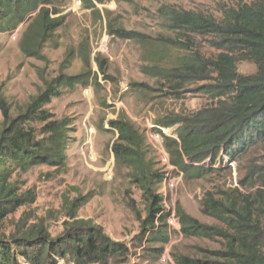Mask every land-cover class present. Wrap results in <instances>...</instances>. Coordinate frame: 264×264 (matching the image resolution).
Wrapping results in <instances>:
<instances>
[{
  "label": "trees",
  "instance_id": "obj_1",
  "mask_svg": "<svg viewBox=\"0 0 264 264\" xmlns=\"http://www.w3.org/2000/svg\"><path fill=\"white\" fill-rule=\"evenodd\" d=\"M67 0H0V34H9L20 26V51L27 58L41 59V51L64 24L61 15ZM84 9L111 0H79ZM220 18L201 12L168 8L162 13L164 27L177 39L162 40L163 50L169 48L192 51L179 58L176 65L148 68L153 77L161 78L175 94L186 85L205 83L199 90L215 100L190 114H175L156 120L155 127L171 129L175 139L164 137V148L170 165L183 174L186 181L202 179L208 174L230 170L252 149H264V0L221 7ZM122 40H138L140 36L122 29L112 31ZM206 38L214 53L203 55L195 48V39ZM71 52L64 59L69 65ZM84 64L89 67V59ZM100 74L102 63L95 59ZM255 65L252 75L242 76L237 64ZM93 75V77H92ZM96 82L88 68L76 76L59 74L15 117L0 100V229L9 215L26 201L33 202L30 192L17 193L11 181L14 172H25L37 166L62 168L66 162V145L70 137L69 119H53L45 111L60 90L87 87ZM30 122L42 124L37 131ZM116 133L112 145L115 163L128 170V178L142 194L144 217H138V242L168 243L167 220L170 212L163 208L158 192L165 173L154 170L147 159L148 146L143 134L123 115L109 121ZM176 127L175 129H173ZM158 132L160 130L155 128ZM161 133V132H160ZM219 165V168H213ZM240 188L205 192L199 212L216 225L202 224L187 215L179 206L175 217L184 239L208 241L218 248L196 247V256L172 254L175 264H264V160L249 165ZM76 202V201H75ZM72 208L71 212H75ZM64 223L62 233L52 238L40 224L13 233L0 230V264H125L130 249L114 242L103 230L89 221ZM163 248H147L150 258H157Z\"/></svg>",
  "mask_w": 264,
  "mask_h": 264
},
{
  "label": "rangeland",
  "instance_id": "obj_2",
  "mask_svg": "<svg viewBox=\"0 0 264 264\" xmlns=\"http://www.w3.org/2000/svg\"><path fill=\"white\" fill-rule=\"evenodd\" d=\"M255 1L111 0L84 9L79 0H67L61 13L64 24L44 45L41 59L22 55L19 43L23 26L9 34H0V100L9 107L12 117L24 111L30 99L43 90L44 83L59 74L76 76L89 68L96 75V82H90L87 87L78 85L73 90H60V95L45 107L53 119L70 120L73 131L67 140L65 166L44 165L14 172L11 181L17 193L30 192L26 199L34 197V200L26 201L25 206L9 215L0 230L8 234L16 231L17 226L25 230L40 224L55 238L62 233L64 223L71 222L69 215L74 212L71 209L76 208V220L91 222L114 242L129 247L125 264H175L172 254L196 256L197 246L218 248L208 241L184 239L170 224H167L171 227L168 226V243L163 246L138 242V217H144L145 204L141 192L130 182L128 170L115 163L111 148L117 136L108 122L123 115L144 135L147 159L154 170L166 175V183L158 191L166 211L175 214L179 206L200 223L216 225L199 212L203 194L217 189H241L238 182L244 179L249 165L263 162L264 149H252L238 163L229 164V171L186 181L174 167L160 162L152 136L158 132L154 129L156 120L196 112L215 100L199 90L205 83L186 85L173 94L161 78L153 77L147 70L154 65L170 68L192 52L173 48L166 49L165 54L162 52L163 39L178 40L175 33L163 26L162 13L168 8L201 12L219 19L221 7ZM116 29L140 37L135 41L122 40L113 35ZM193 50L205 56L214 53L206 38H196ZM70 52L68 65L64 59ZM85 58L89 59V67L84 64ZM96 58L104 62V75L98 71ZM236 67L242 76L255 72V65L250 62H240ZM2 119L0 111V122ZM28 125L37 131L42 126L39 122ZM157 247L163 248L162 253L150 258L147 248ZM57 264L68 263L59 259Z\"/></svg>",
  "mask_w": 264,
  "mask_h": 264
},
{
  "label": "built area",
  "instance_id": "obj_3",
  "mask_svg": "<svg viewBox=\"0 0 264 264\" xmlns=\"http://www.w3.org/2000/svg\"><path fill=\"white\" fill-rule=\"evenodd\" d=\"M155 128H158L160 130V132H161V133L160 132H154L153 135H152L155 143L157 144V146H155V148H156L158 157L160 159V162L162 164H164V165H170L169 155H168V153L166 152V150L164 148V137L175 139V136L173 134H171V132H170V134H168L167 131L164 130V129H161L159 127H155L154 126V129ZM165 181H166V177H165L162 185L166 183ZM167 224H170L177 231H179V229H180L179 221H178L177 218H175V214H174L173 211H172V213L170 212V217L167 220Z\"/></svg>",
  "mask_w": 264,
  "mask_h": 264
}]
</instances>
